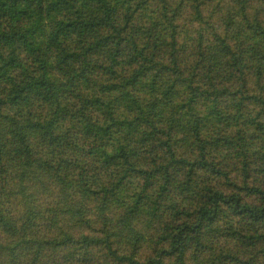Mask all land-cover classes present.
Listing matches in <instances>:
<instances>
[{
	"label": "trees",
	"instance_id": "obj_1",
	"mask_svg": "<svg viewBox=\"0 0 264 264\" xmlns=\"http://www.w3.org/2000/svg\"><path fill=\"white\" fill-rule=\"evenodd\" d=\"M0 264H264V0H0Z\"/></svg>",
	"mask_w": 264,
	"mask_h": 264
}]
</instances>
